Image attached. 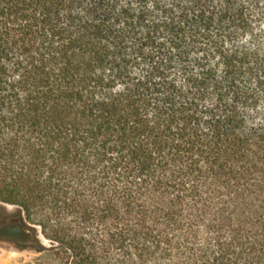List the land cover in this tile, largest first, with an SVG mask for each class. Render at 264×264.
<instances>
[{"label": "trees", "instance_id": "1", "mask_svg": "<svg viewBox=\"0 0 264 264\" xmlns=\"http://www.w3.org/2000/svg\"><path fill=\"white\" fill-rule=\"evenodd\" d=\"M0 241L264 264V0H0Z\"/></svg>", "mask_w": 264, "mask_h": 264}, {"label": "rangeland", "instance_id": "2", "mask_svg": "<svg viewBox=\"0 0 264 264\" xmlns=\"http://www.w3.org/2000/svg\"><path fill=\"white\" fill-rule=\"evenodd\" d=\"M12 211V208H7ZM41 244L49 249L52 244L39 233ZM54 251L37 253L34 250H17L7 242L0 241V264H68L65 257L57 255Z\"/></svg>", "mask_w": 264, "mask_h": 264}, {"label": "bare ground", "instance_id": "3", "mask_svg": "<svg viewBox=\"0 0 264 264\" xmlns=\"http://www.w3.org/2000/svg\"><path fill=\"white\" fill-rule=\"evenodd\" d=\"M9 208V207H8Z\"/></svg>", "mask_w": 264, "mask_h": 264}]
</instances>
